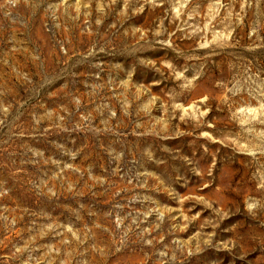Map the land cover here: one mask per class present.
I'll return each instance as SVG.
<instances>
[{"label":"rangeland","instance_id":"obj_1","mask_svg":"<svg viewBox=\"0 0 264 264\" xmlns=\"http://www.w3.org/2000/svg\"><path fill=\"white\" fill-rule=\"evenodd\" d=\"M0 264H264V0H0Z\"/></svg>","mask_w":264,"mask_h":264}]
</instances>
